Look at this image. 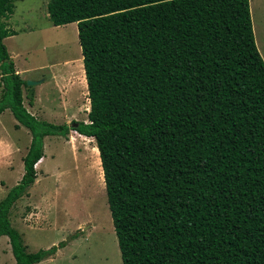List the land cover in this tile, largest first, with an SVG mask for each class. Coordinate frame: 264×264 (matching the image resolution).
I'll return each mask as SVG.
<instances>
[{"label":"trees","instance_id":"1","mask_svg":"<svg viewBox=\"0 0 264 264\" xmlns=\"http://www.w3.org/2000/svg\"><path fill=\"white\" fill-rule=\"evenodd\" d=\"M18 1L0 0V114L31 135L0 201L16 264L65 246L28 253L9 212L37 178L44 138L70 131L94 138L122 264H264V61L249 0H48L52 26L76 24L82 54L88 122L70 125L23 105L3 42Z\"/></svg>","mask_w":264,"mask_h":264},{"label":"rangeland","instance_id":"2","mask_svg":"<svg viewBox=\"0 0 264 264\" xmlns=\"http://www.w3.org/2000/svg\"><path fill=\"white\" fill-rule=\"evenodd\" d=\"M262 1L259 8L263 7ZM47 3L48 0L16 2L13 14L6 20L2 19L16 35L6 38L4 44L21 71L25 82L22 88L28 92V98H31L29 95L36 90L35 87L43 94L38 103L42 110L46 109L45 115L51 116L50 107L59 112L58 117L53 119L59 124L66 121L69 122L67 125L72 121L87 123L88 91L87 85H84L86 80L82 73V54L75 23L53 27L48 19ZM72 79L82 89L74 106L68 105L73 98H63L67 105L63 110L60 95L68 91V84L63 85ZM29 82L32 84L29 85ZM46 93L52 96L45 104ZM1 123L6 127V131L1 133H6L9 138L12 135L10 121L2 118ZM72 135L74 137L70 140L67 136L68 140L45 144V162L42 160L38 164L41 166L37 171L38 180L28 190V196L18 200L10 210L11 226L18 232L29 253L48 250L61 242H65V246L73 242L57 258L47 259L40 264H122L95 141L77 140L75 133ZM2 141L5 140H0V169L5 162L6 166L9 163L5 159L8 146L3 145ZM20 141L19 150L11 162L12 167L16 165L13 171L0 170V200L23 175V172L20 175L19 165L28 146L25 145L26 140ZM83 147L85 154L82 155ZM11 254L9 240L6 239V264H14Z\"/></svg>","mask_w":264,"mask_h":264},{"label":"crops","instance_id":"3","mask_svg":"<svg viewBox=\"0 0 264 264\" xmlns=\"http://www.w3.org/2000/svg\"><path fill=\"white\" fill-rule=\"evenodd\" d=\"M262 3H263L262 0H249V8H250V15H251V22H252V29H253L255 44H256V47H257V49H258V51H259V53H260V55H261V57L263 58V61H264V4H263V7L262 8H259L260 7L259 5H262ZM76 30H77V27H76V24H75V31ZM77 37H78V34H77ZM7 38H9V37H7ZM4 40H6V38ZM4 40H3V42H4ZM80 59H81L82 67H83L82 56H81ZM14 67H15L16 73L18 75H20V77H21V71H19V69H17L16 64H14ZM82 73L84 74V69L82 70ZM21 79L23 80L22 77H21ZM84 79H85V75H84ZM67 84L69 86L68 91H66V92H64V93H62L60 95V98L62 100V103L64 104V105L61 104L62 105L61 107H62L63 110H65V107L64 106H67L66 105V102L63 101V98L64 99H67V100H69L70 97L73 98L71 101H68V105L73 104V106H74V103L77 102L76 99L78 98L79 93H80V91L82 89L81 88V85L77 81H74L73 79L70 80V81H66L63 86H66ZM84 85H86V84H84ZM35 89L36 90H33L32 95H29V96H31V98H28V96H27L28 95V92L26 93L23 90V88H22L23 105L26 108V110L32 116H34L36 119H38L39 121H46L48 123H52V124H56V125L68 124L69 123L68 121H66L65 123H62V124H59L58 122L54 121L53 119L58 117L57 115H59V112L52 110L50 107H48V109H49V112H50V115L51 116L45 115L46 114V112H45L46 109L45 110H42L43 107H40V104L38 103L39 102L40 95L43 96V94L40 93V91H37V88L36 87H35ZM77 90H79V91H77ZM0 91H1V88H0ZM86 91H87V87H86ZM51 96H49L47 93L45 94V96H44V97H46L45 104H46V102L47 103L49 102V100L51 99ZM75 105H77V104H75ZM38 112L42 113L44 116L42 117L41 116L42 114L40 115ZM56 112H57V114L55 115ZM88 112H89V100H88ZM51 113H53V114H51ZM2 118L8 119L10 121V123H11V129H10V131H11L12 135L9 136V138L6 137V133L5 134L4 133H1L4 130L6 131V127H4V125L1 123V119ZM73 133H75V135H76L75 136V139H77V140H81L82 139V140L94 141V138H92V137H85V136L79 135L78 133H76L74 131H71V133L68 135L69 140H70V138H73L74 137L72 135ZM0 140H5V141H2V144L5 145V146L7 144V146H8V155H7V157L5 159L9 161L8 165L6 166V162H5L4 167H1L0 170H4V171H6V170H12L13 171V169L15 168L16 165H13V167H12L11 166V162H13V159H15V154L19 150L18 149L19 148L18 147L19 146L18 143L19 144L21 143L20 140H26L25 145L29 147L30 141H31V135H30L29 131L25 127H23L22 125H20L15 120V118L12 116V114H11V112L9 110H6V111H4L3 113L0 114ZM7 140H8V143L6 142ZM11 140H14V141H11ZM58 140H68V139H66L64 137H60V136H48V137H45L44 138V146H45L46 143L47 144H49V143L57 144L59 142ZM28 147H25V150L26 151H28L27 150ZM95 147H96V144H95ZM46 148H48V146H46ZM26 153L24 155H26ZM83 154H85V147L82 148V155ZM41 159H43L44 162H45V157L44 156ZM38 162L35 165L36 174H37L38 169L41 167V166H38V164H39ZM19 168H20L19 171H20V175H21V173L23 172V170H21V168L23 169V163H22V161L20 162ZM36 180H38V176H37ZM36 180H35V182H36ZM4 181H5V184H6V180H4ZM36 214H37V211H36L35 215ZM6 239L8 240V238L6 236L0 237V264H6ZM2 242H4L3 245H2ZM72 244H73V242L67 244L65 247L57 250L56 253L54 254V256L48 257V258L42 260L41 262H39L37 264H40V263H42L43 261H45L47 259H52L53 260L54 258H57L58 256H60V254H62L66 250H68L69 247ZM24 246L26 248V251L28 252L27 246L26 245H24ZM9 247H10V244H9ZM48 249H50V248H48ZM36 252H34V253H36ZM30 253H32V252H30ZM10 254H11V247H10ZM73 255L74 254L72 253V255H71V259L72 260L74 258ZM11 256H12V254H11ZM54 262L55 261H53V263ZM14 264H16L15 260H14Z\"/></svg>","mask_w":264,"mask_h":264},{"label":"water","instance_id":"4","mask_svg":"<svg viewBox=\"0 0 264 264\" xmlns=\"http://www.w3.org/2000/svg\"><path fill=\"white\" fill-rule=\"evenodd\" d=\"M29 85L32 84L31 82L28 83Z\"/></svg>","mask_w":264,"mask_h":264},{"label":"bare ground","instance_id":"5","mask_svg":"<svg viewBox=\"0 0 264 264\" xmlns=\"http://www.w3.org/2000/svg\"><path fill=\"white\" fill-rule=\"evenodd\" d=\"M42 160H43V159H42ZM42 160H41V161H42ZM41 161H40V162H41ZM40 162H39V164H41Z\"/></svg>","mask_w":264,"mask_h":264},{"label":"clouds","instance_id":"6","mask_svg":"<svg viewBox=\"0 0 264 264\" xmlns=\"http://www.w3.org/2000/svg\"><path fill=\"white\" fill-rule=\"evenodd\" d=\"M87 100H88V98H87Z\"/></svg>","mask_w":264,"mask_h":264}]
</instances>
